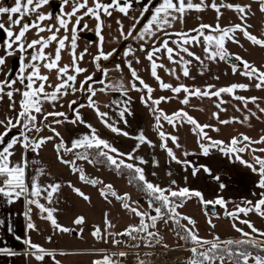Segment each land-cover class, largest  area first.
I'll return each mask as SVG.
<instances>
[{"label": "snow or ice", "instance_id": "6c2138e0", "mask_svg": "<svg viewBox=\"0 0 264 264\" xmlns=\"http://www.w3.org/2000/svg\"><path fill=\"white\" fill-rule=\"evenodd\" d=\"M138 2L139 0H110V2L105 3L102 0H91L90 4L89 0H63V4L70 6L71 10H62L61 15L56 17L57 25H45L43 22L52 20L53 16L51 13L39 11L49 4L50 0H15L14 6H0V36L3 37L0 39V74H3L4 77L0 79V101H3L7 97L9 110L15 112L14 117L0 119V126L4 128V131L0 132V145H4L0 148V196L5 197L6 202L9 204L15 203L23 197L26 204L29 206L34 205L40 214V218L49 222L54 230L61 233L73 231V229L65 227L58 222L55 216L58 209L47 207L45 203L41 202V199H43L47 201V204H52L54 195L59 192L61 185L59 183L43 185L37 179H34L29 188L26 182L27 161L24 154L29 151L36 153L47 142L60 137L58 143L54 146L58 161L68 165L73 174H78V178L82 183L92 186L102 185L99 191L106 201L109 200V197H114L121 201L123 209L139 218L138 224L129 225L122 232H106L100 227H96L91 232V235L97 240H104L107 243L108 238L111 237L113 245H120L122 241L115 239V237L122 236L128 237L133 242L129 247L139 248L141 244L136 243L138 240L145 246L150 247L153 241L159 244L162 240L158 231H152L151 229L157 228L158 221H162L166 225L171 221L175 225L174 231L178 239L190 245L187 249L190 252V256L186 258L184 264H264V239L256 238V236L264 238V231L257 228L251 220L241 218V215L248 217L249 214H255L260 218H264V155H256V153L264 154V147H254V145H264V135H261L258 139H253L241 133L237 136H232L228 141L214 139L206 129L219 132V127L212 124L199 123L184 109H179L171 114L166 113L159 106L162 102H168L173 97L161 96L153 98L152 93L155 89L138 75L137 70L133 68L132 60H126V66L132 78L130 88H124L122 84L110 85L105 83L109 70L102 67L101 61L109 60L116 50L113 49L107 53L103 50L104 22L101 18L102 14L111 17L113 11H117L124 17H129V13L133 10V5ZM258 3L259 11L264 13V0H258ZM209 8L216 13L217 22L215 25L201 23L196 28L191 29L190 32L170 33L168 31L173 28L174 22L179 21L183 23L189 12H203ZM221 9H228L238 13L242 23L222 27L219 23L223 15ZM148 11L149 7L147 5L140 9V17L132 18L134 23L126 34L123 31L122 22L117 20L116 23L119 26L121 36L125 40L133 35L136 24L140 22V18ZM250 11L251 4L225 3L224 0H210V2L208 0H198L195 3L193 0H160L159 6L154 8L151 18L144 25L143 30L137 37V39L145 43L152 41L150 49L145 53V58L150 63V75L158 82L159 89L169 90L173 94H176L177 98L183 92L184 97L179 101L182 105H188L192 97L208 98L210 100L216 98L214 106L218 111L212 113V118L217 120L220 125L245 123L251 117L259 120L260 116H257L256 112L247 108L249 103L255 104L258 111L264 114V107H260L257 103L259 97H245L236 94L237 90L247 91L250 87L249 84L233 83L220 88H216L215 85H206L203 89L200 87H190L182 83L173 86L170 83L164 82L157 71L158 69H164L166 73L174 76L177 81L180 80L181 75L185 78L195 79V77L191 76V66L194 63L198 65V71L203 75L208 70L206 61L228 63L234 59L243 68L240 70L238 65L233 64L232 73L236 74L239 71L240 75L250 81H255L252 86L258 90H264V70L257 68L239 55L231 54L226 47L228 42L239 44L240 41L237 38V33H241L252 45L264 48V38H258L248 30L251 25H248L246 22ZM5 14L7 15L6 22L2 19ZM26 17L34 18L25 21ZM86 17L96 21L94 32L98 40L96 42L97 52L93 55V63L96 70L101 72L105 78L96 81V83L102 85L100 88L91 86L90 82H93L92 74L86 75L83 80L78 81V76L87 72V69L79 66V62L84 59V55L88 52V49L85 48L77 54L78 33L83 30L93 31V29L88 28L87 23L82 24ZM33 30H35L37 38L29 40L28 34ZM62 30L64 34L60 35ZM45 32H48L49 35H41ZM171 35H175L178 39L164 38ZM50 46L53 47V51H46ZM194 47H200L203 56L197 55L192 50ZM65 50L70 55V62L61 65L62 52ZM139 50L145 51L143 44ZM157 54L165 56L171 64L177 65L179 74H177L176 68H167L163 63H158L159 57ZM130 55L134 56L131 48L124 52L125 58ZM17 56L19 59L18 70L15 78L9 79L12 75V70L7 66L8 58H16ZM135 62L140 63L138 58L135 59ZM42 69L46 70L47 73L55 72L58 82L52 85L50 83V76L44 74ZM115 69L121 71V65L117 64ZM214 79H219V77H214ZM136 81L142 87H138ZM77 83H79V87L76 86ZM48 89H51V91ZM109 90L120 91L123 95H127L129 90L144 92V95L140 99L144 106L148 108L150 114L154 116V130L157 131L160 138V147L166 152L167 157L171 161L181 165L185 171L190 168V174L193 178L201 171L211 174V169L206 165L196 166L188 159L179 158L173 151V148L168 146V141L170 140L176 148H181L179 138L162 131L163 124L161 121H165L173 127L185 123L191 125V131L197 137L196 143L203 156L207 157L211 154L212 150H216L231 162L235 163L238 161L241 165L250 169L252 173L259 177L257 187L262 190L259 193V199L255 202L252 200L244 201L243 204H238L234 209L228 210V202L222 196L214 200H205L202 192L199 190L190 189L189 187H162L148 180L145 170L141 166L147 163V161L140 158L139 162L136 163L137 157L135 156V152L142 145L155 147L153 142L141 132L135 137L137 144L134 146L133 151L127 153L121 152L107 140L101 138L97 129L93 125L88 124L79 111L80 108L85 107L91 109L97 119L112 133L128 137L129 133L116 127L113 122H110L109 113L101 111L97 101L94 99L98 92L107 93ZM77 92H86L88 94V102L87 104H80L79 108H73V105H76L77 101H69L68 107L73 111L75 118L68 120V122L73 125H84L89 129V132L72 140L69 146L65 143L56 128L45 123L49 117H52L54 118L52 121L54 124H60L62 121L55 118L64 117L67 120L66 113L59 111L46 112L44 105L47 103L55 107L56 103L64 96H67L69 93L76 94ZM16 94L20 96L18 102L14 99ZM224 94H227L236 101L242 102L243 108L247 109L250 115L244 116L242 120L237 117L221 119L220 112L227 111L222 105L228 103V101L222 98ZM130 99L131 97H129ZM112 103L119 106L122 103L126 105L128 101H112ZM105 107H108V105H105ZM236 111H241V108L236 107ZM126 114H132L127 107L118 112L120 119L125 124H127V120L125 119ZM44 128H48L54 135L46 137H34L32 135L40 133ZM13 129H19V135L13 136L11 140L5 142V137ZM17 147L21 150V158L18 161H14L12 158L16 154ZM68 153L73 155V159H65V155ZM244 153L251 154V161L243 158L242 154ZM183 155L187 157L191 153L184 152ZM77 161H85L90 165L105 164L117 172L128 170L131 175L129 183L135 182L139 186L140 190L147 197L148 209H151L155 214H151L148 210L142 211L139 201L129 203L130 197L126 193L119 195L111 184H104L101 180L89 178L84 170L77 166ZM154 163L158 166V161ZM40 175H46L43 169L40 170ZM152 175L156 174L152 173ZM168 175H171V173L169 172ZM214 179L220 181L219 176H215ZM175 184L176 181L172 180L171 185ZM68 186L85 201L90 200V197L79 188H76L71 183ZM219 187L222 189L225 185L220 183ZM193 198L198 199L199 203L204 207L214 205L223 208L228 218L232 221H238L241 225H245L250 231H245L237 223H232V228L240 234V238L222 240L218 235L213 236L212 239L201 237L199 230L196 228L195 219L179 211L187 201ZM32 211L33 208L28 207L24 213L28 219L26 229L36 231V225L32 222L30 215ZM182 220L186 221V223H182ZM206 222L211 228L214 229L216 227L211 220H207ZM84 223L85 217L83 216H77L73 220V224L77 226ZM104 224L107 228L114 226L108 219L107 213H105ZM79 231L82 233L83 229L81 228ZM16 239L21 240L22 238L17 236ZM47 239L51 241L52 238L48 237ZM23 244L29 250L25 252V255L33 257L37 262H41V264L45 262L46 257L54 258L53 251H49L43 246L33 243L30 236L23 238ZM164 247L167 248L168 245L165 244ZM0 254L13 256L17 253L7 248H0ZM60 254L66 255V253ZM117 255L119 257H127L128 253L126 251H119L118 253L105 254L102 259L93 261V264H120L119 261L112 258ZM136 260L137 264H148V261L141 259L139 255H137ZM55 264H60V262L57 260Z\"/></svg>", "mask_w": 264, "mask_h": 264}, {"label": "rangeland", "instance_id": "374dc122", "mask_svg": "<svg viewBox=\"0 0 264 264\" xmlns=\"http://www.w3.org/2000/svg\"><path fill=\"white\" fill-rule=\"evenodd\" d=\"M221 11L223 12V15L219 20V23L222 27L228 26L230 24L242 23L238 13H235L232 10L228 9H221ZM152 14L153 11L146 12L144 16L140 18L141 25H144L147 19L151 18ZM113 15L114 18H117V20L121 19V15L119 13ZM138 16L140 17V13L138 15H133L131 18H137ZM121 22L123 26H125V22ZM216 22V13L212 9H206L203 12L191 11L187 14V17L183 23L179 21L174 22L173 28L169 29L168 31L170 33L190 32L191 29L196 28L201 23L215 25ZM246 23L248 25H251L248 30L252 34H255L258 38H262V18L259 19L256 17V15L253 16L251 13H249ZM112 24L114 25H111L110 19H108V23H104L103 30L106 27H119L115 22ZM92 26L93 27L91 29H93L94 31L96 27V22ZM138 36L139 34L135 36L132 35L128 38V40H120V38L122 37L117 33L114 34V39L111 42L116 43L115 47L119 46V48H116L118 55L114 54V56L110 57L109 60L101 61L102 66L111 67L113 64H120L121 68H125L129 71L126 66V60H132L133 68L137 70L138 75L147 84L158 88L157 90L159 91L153 93L154 98H159L161 96L173 97L168 102H162L159 106L160 108H162L168 114H171L179 109H184L199 123L212 124L216 127H219V132H214L211 129H206L209 135L212 136L214 139L228 141L232 136H237L241 133L246 134L253 139H258L261 135H264V114L258 111L255 104L249 103L247 108L251 109V111L253 112H256L257 116H260L259 120H257L255 117H251L245 123H232L229 125H220L217 120L212 118V113L218 111L214 106V101L216 100V98H212L210 100L208 98L201 99L192 97L190 98V102L188 105H182L179 101L184 97L183 92H181L179 94V97L177 98L176 94H173L169 90L159 89L158 82L150 75V63L145 58V53L147 50L150 49L152 41H148V43H145L137 39ZM164 38L178 39V37H176L175 35H171L170 37ZM237 38L240 41L239 44H235L232 42H228L226 44V47L229 52L231 54L241 56L244 60L249 61L257 68H261V70H264V48L252 45L243 37L241 33H237ZM123 40L125 41L122 43ZM96 42L97 41H95L94 43H89L84 39L78 40V54L82 52L85 48H87L91 53L85 54L84 59L79 62L82 68L87 69L86 66L88 64L92 66L93 70H95V73L93 75V82H90L91 84L102 79L101 72L96 70L95 65L93 63L92 53L97 52ZM140 42L142 44L144 43L147 45V47L144 48L145 51H138L139 49L135 47L136 44ZM129 48L133 50L134 56L130 55L128 58L124 57V60H121V62H116V60L119 59V54L122 57L121 54H124V51ZM103 50L104 52L112 51L111 48L107 49V45L105 44V42L103 44ZM192 50L195 51L197 55L203 56L200 47H194ZM157 56L159 57L157 61L158 63H163L167 68H176L177 74H179V68L177 65L174 64V66H169L170 62L166 59L165 56H162L161 54H157ZM136 58L139 59L140 63L135 62ZM166 61H168V63H166ZM206 63L208 64V70L205 71L203 75H201L198 71V65L196 63L191 66V76L195 77V79L185 78L181 75L180 80L177 81L174 76H171L166 72L164 74L162 69H158L157 71L158 75L162 78L164 82L170 83L173 86L182 83L190 87H200L203 89L206 85H215L216 88H220L229 86L233 83L249 84L250 87L247 91L237 90L236 94L245 97H259L257 103L260 105V107H264V90H258L254 86H252L255 83L254 80H248L246 77L240 75L239 71L236 74H233L231 70L232 66L226 64L225 62L212 63L206 61ZM238 67L240 70H242L243 68L242 65ZM143 68L144 70L141 71ZM214 77H219V79H214ZM130 80H132L131 77ZM136 83L138 86H140L138 81H136ZM142 95H144V93ZM222 98L225 101H228V103L222 105V107L226 108L227 111L220 112L221 119H230L232 117H237L242 120L244 116L250 115L248 110L243 108L242 102L232 99L227 94H224ZM84 100H87V96ZM62 105L63 104L61 102H58L56 103L55 107H53L52 105L45 103L44 108L46 112L59 111L66 113V115L69 114V112L63 110ZM236 107H240L241 111H236ZM12 112L15 113L14 111ZM62 118L63 117H56L55 119L62 120ZM53 119L54 118L49 117L48 121H46L45 123L50 125ZM161 123L163 124V128L161 129L162 131L177 136L179 138L181 148H176L170 140L168 141V146L173 148V151L179 158L187 159V157L183 155L184 152L197 153L202 155L196 143L197 137L191 131V125L185 123L178 125L177 127H173L171 125H168L165 121H161ZM60 124H56L55 126L51 125V127L56 128V130L59 132L61 130ZM154 124V116L152 115L153 128ZM155 133L160 141L157 131H155ZM32 135L34 137H46L49 135H54V133H52L48 128H44L40 133H34ZM58 141L59 138L57 137L54 140L47 142L38 152L33 153L29 151L24 154L25 159L27 161L26 182L29 185V188L34 179H37L43 185H47L50 183H59L61 185V189L59 190V192L54 195L52 204H47V201L43 199H41V202L45 203L47 207H54L58 209V211L55 213L58 222L65 227L73 229V231H70L68 233H61L54 230L49 222L40 218V214L38 213V210L35 208L34 205H28V207L33 208V211L32 213H30V215L32 222L35 223L37 228L36 231L27 230V233L29 234L31 239H34V241H32L33 243L39 244L49 251H53L54 257H70L71 255L67 254V250H89L91 252H86V256L92 258L91 264H93V261L95 260L102 259L103 255L105 254L118 253L119 251H126L128 253L127 257H119L118 255L112 257L114 260L119 261L120 264H137V255H139L141 259L147 260L148 264L149 260L152 261L151 264H184L186 258L190 256V252L187 250L190 245H185L184 241L178 239L174 231L175 225L171 221L167 225L164 224L162 221H158L157 228L151 229L152 231H158L159 236L162 237V240L159 244H156L155 241H153L152 246L150 247L145 246L139 240L136 241V243L141 244L139 248L129 247V245L133 242L128 237L122 236L115 237V239H119L122 241L120 245H113V243L111 242V237L108 238L107 243L104 242V240H97L96 238H94L91 235V232L96 227H100L106 232H122L129 225L138 224L139 218L134 216V214H132L131 212L123 209L121 206V201L115 199L114 197H109V200L106 201L100 195L99 189L102 187V185L98 184L96 186H92L90 184L82 183L78 178V174H73L68 165L60 163L57 159V153L54 148L55 144L58 143ZM254 147L259 148L264 147V145H254ZM210 155H215L213 157H222L229 165H233L236 172V175H234L235 178H233L232 176L233 173L227 176L224 174V176L220 178V181H217L214 179L215 176L213 174H208L201 171L203 176L208 180L210 185L214 188L216 192H218L220 196L224 198V194H226L225 198H227L229 194L234 192V190H236L237 188H240L242 184H244L243 188L247 187V183H249V187L254 188V192L256 190H258L257 193H260L262 191L257 187L259 177L256 174L252 173L250 169L241 165L238 161L235 163L231 162L227 157L223 156L220 152L216 150H212ZM242 155L245 160L251 161L252 156L250 153H244ZM256 155L264 154L256 153ZM20 158L21 150L19 149V147H17L16 154L12 159L14 161H18L20 160ZM65 159L71 160L73 159V155L71 153H68L65 155ZM172 162L176 164L174 161ZM209 163L211 164V162ZM77 166L82 168L89 178H96L98 180L103 181L104 184H111L113 186V189L119 195H124L126 193L130 197L128 201L129 203L133 201H139V206L142 211L148 210L151 214H155L154 212H152L151 209H148L147 199L143 198V196L129 184L125 175L116 173L110 169H107L97 164L90 165L85 161H77ZM223 168L226 169L225 167ZM41 169L44 170L46 175H40ZM221 170L224 171L222 168ZM249 179L250 182H248ZM69 183L83 191L87 196L90 197V200L85 201L82 197L77 195L73 191V189L68 186ZM220 183H223L225 187L221 189L219 187ZM254 199L255 200H252L253 202H255L258 198ZM225 200L228 202L227 209L232 210L236 205L243 204L244 201L251 199H247L246 197L245 199L240 201L237 199ZM179 211L195 219L196 228L199 230V235L207 239H212L213 236L217 235L222 240L230 238H240V234L235 232L232 228V223H237V225L239 227L244 228L245 231H250L245 225H241L238 223V221H232L230 218H228L225 215V210L223 208L218 206V209H215L214 211L207 210L204 206L199 203L198 199L196 198L187 201L184 207L179 209ZM105 213L108 214V219L111 221L112 225H114L111 228H107L104 224ZM77 216L85 217V223L83 225L77 226L73 224V220ZM241 218L251 220L257 228L264 231V218H260L255 214H249L248 217H243V215H241ZM207 220H211L216 225V227L214 229L211 228L207 224ZM181 222L186 223V221L183 220ZM27 223L28 219L26 218V224ZM81 228L83 229L82 233L79 231ZM48 237L52 238L51 241L47 239ZM256 238L264 239L259 236H256ZM165 244L168 245L167 248L164 247ZM60 253H66V255H61Z\"/></svg>", "mask_w": 264, "mask_h": 264}, {"label": "crops", "instance_id": "0c3cea01", "mask_svg": "<svg viewBox=\"0 0 264 264\" xmlns=\"http://www.w3.org/2000/svg\"><path fill=\"white\" fill-rule=\"evenodd\" d=\"M14 2L15 0H0V6H14ZM102 2L107 3L110 2V0H102ZM193 2L194 3L198 2V0H193ZM208 2H210V0H208ZM224 2L238 3L241 5L251 4V11L249 13H251L253 16L256 15V17L259 19L262 18L263 21L262 38H264V13H261L259 11L258 0H224ZM89 3L91 4V0H89ZM159 3L160 0H139L138 3H135L133 5V10L129 13V17H124L121 13L117 11H113V14L119 13L121 15L120 20L125 22V26H123V31L126 34L132 28V25L134 23V20L131 18L133 15H138L140 13V9L145 5L149 7L148 12H151L154 10L155 7L159 6ZM62 10L70 11L71 8L70 6H65L63 4V0H50V3L44 6L43 8H41L39 11L43 13H51L53 16L52 20L43 22L45 25L48 24L57 25L56 17L61 15ZM33 18L34 17H26L25 21L31 20ZM101 18L104 23L105 22L108 23V19H110L111 25H114L112 23L117 22L116 21L117 18H114V15L108 17L102 14ZM137 18H139V16ZM2 19L6 22L7 15L5 14L2 17ZM148 20L149 18L147 19L146 23L142 21L144 25L148 23ZM95 22L96 21L94 19L86 17L85 20L82 22V24L87 23L88 28L91 29L93 27L92 25ZM144 25H141V22L136 24V29L133 32V36L138 35L143 30ZM116 33L121 36L119 27L117 28L106 27L103 30L104 42L107 45V49L108 48L109 49L111 48L112 50L115 49L116 51L114 54L118 55L116 48H119V46L115 47L116 43L111 42L113 41L114 34ZM63 34L64 33L62 30L60 35ZM41 35L47 36L49 35V33L45 32L42 33ZM78 35H79V39H84L89 43H94L95 41H97V36L95 35L94 31L83 30V31H79ZM2 38L3 37L0 36V39ZM35 38L37 37L35 35V30H33L28 34V39L31 40ZM122 39L124 38L123 37L120 38V40ZM124 41L125 40H123L122 43ZM141 45L142 43L140 42L136 44L135 47L137 49H140ZM143 46L144 48L147 47V45L144 43ZM46 51L49 52L53 51V47L50 46V48L47 49ZM107 52H111V51H106V53ZM87 53H90L89 50ZM77 54H78V49H77ZM92 54L95 55L96 53H92ZM121 55L122 57L119 54V59H117L116 62H121V60H124V54L122 53ZM89 60H90V56H89ZM69 62H70V55L68 51L65 50L64 52H62V60L60 63L61 65H63V64H68ZM166 63H168V61H166ZM116 65L113 64L111 67L102 66L109 70L105 83L110 85L122 84L124 88H130V81H131L130 80L131 76L129 74L130 71H128L125 68H121L122 69L121 71H117L115 69ZM171 65L174 66V64L170 63L169 66ZM7 66L12 70V75L9 77V79L15 78V74L19 67L18 56L16 58H8ZM79 66L81 67L80 64ZM86 67H87V72L82 73L80 76H78V81L83 80L86 75L89 74L94 75L95 70H93L92 66L87 64ZM143 70L144 68L141 71ZM5 71H7V69H5ZM162 71L165 74L164 69H162ZM42 72L50 76V83L52 85H55L58 82L55 72L47 73L46 70L43 69ZM101 77L102 79H105L102 75ZM3 78H4L3 74H0V79ZM76 86L79 87V83H77ZM91 86L96 88L102 87V85L96 82L91 84ZM150 86L153 89H155L153 93L159 91L157 90L158 88H155L152 85ZM138 87H142V86H138ZM48 90L51 91V89ZM143 93H144L143 91L137 92L134 90H129L127 95H123L120 91L109 90L107 93L98 92L97 96L94 97V99L97 101L98 106L100 107V110L109 113L110 122H113L116 127L121 128L123 131L128 132L129 133L128 137L112 133L97 119L95 113L91 109L85 107V108H80L79 111L82 117L84 118V120L88 124L93 125V127L97 129V132L101 138L107 140L113 146L118 148L121 152L127 153L133 151L134 146L137 144V140L135 139V137L139 135L141 132H143V134L153 142L155 147L142 145L139 148V150L135 152V156L137 157L136 163L139 162L140 158H143L144 160L147 161V163L141 166L145 170V175L147 179L153 182L154 184H159L162 187L171 186L173 188L189 187L190 189H195L199 191H201L202 189V194L204 193L203 196L205 200H214L218 197H221L218 194V192L214 190V188L210 185L208 180L203 176L201 172L195 178H193L190 174L191 172L190 168L187 171H185L181 165L174 164L167 157L164 150L160 147L161 142L157 138V135L154 131L152 125V114H150L148 108L145 107L144 104L141 102L140 98ZM153 93L152 96L154 98ZM87 95L88 94L86 92H77L76 94L69 93L67 96H64L59 101L63 104L62 105L63 110L69 112V114H67L68 117L67 120L64 117L62 118L61 120L62 124H60L61 130L59 131L60 136L69 146L72 140L77 139L81 137L83 134L88 133L89 129L84 125H80V124L73 125L68 122V120L75 118L73 111L68 107V102L73 99H76L77 104L74 105L73 108H79L80 104H87L88 101L84 100ZM129 97H131L130 100ZM14 99L18 102L20 100L19 94H16L14 96ZM112 101H121V102L128 101V103L126 105L122 103L118 106L117 104L112 103ZM105 105H108V107H105ZM8 106H9V101L7 97H5L3 101H0V119H5L6 117H14L15 113L10 111ZM124 107L130 109L132 113L131 115L126 114L125 116V119L127 120V124H125L124 121L121 120L118 115V112L121 111ZM50 125L55 126L56 124L51 122ZM3 131H4L3 126H0V132ZM18 135H19V129H13L11 132H9L8 136L5 137V142L11 140L13 136H18ZM58 138L60 139V137ZM3 146L4 145H0V148H2ZM213 156L215 155H209L205 157L197 153H191V155L187 156V159L190 160L193 165L199 166L200 164H203L208 166L211 169V174H213L214 176H219L220 178H222L224 174L227 176L233 173L232 176L233 178H235L234 175H236V172L233 165L231 164L229 165L222 157H218V156L213 157ZM157 161H158V166H156L154 163ZM209 162H211V164ZM223 167H225L226 169H224ZM221 168L224 171H222ZM169 172L171 173V175H168ZM152 173H155L156 175H152ZM185 177H187V179H185ZM172 180L176 181L175 185H171ZM248 182H250V179ZM243 185L244 184H242L240 188H237L236 190H234V192L229 194L227 198H225L226 194H224V199H231V200L237 199L239 201L245 199L246 197L247 199H251V200H255L254 198L259 199V193H257L258 190L255 189L256 191L254 192V188L249 187V183H247V187L245 188H243ZM27 209H28V205L26 204L23 197H21L15 203L9 204L6 202L5 197L0 196V248H7L17 253L16 255L13 256L0 254V264H41V262H37L33 257L25 255V252L29 251L27 249V246L23 244V238L25 236H29L26 229V217L24 215ZM17 236H20L22 239L17 240L16 239ZM31 240L34 241L33 238ZM67 251H68L67 254L71 255L70 257L69 256L54 257V258L48 257L46 258L45 262H43V264H55V261L57 260L60 262V264H91L92 258L86 256L87 255L86 252H88L89 250L74 249ZM76 255H80V256H76Z\"/></svg>", "mask_w": 264, "mask_h": 264}, {"label": "trees", "instance_id": "16d2710c", "mask_svg": "<svg viewBox=\"0 0 264 264\" xmlns=\"http://www.w3.org/2000/svg\"><path fill=\"white\" fill-rule=\"evenodd\" d=\"M97 165H100V166H103L107 169H110L116 173H119V174H123L125 175V177L127 178V181L129 182V180L131 179V175L130 173L128 172V170H122L121 172H117L115 170H113L112 168H110L109 166L105 165V164H97ZM133 188H135L142 196L143 198L147 199V197L145 196V194L140 190L139 186L133 182V183H129ZM185 245H188L185 241H184Z\"/></svg>", "mask_w": 264, "mask_h": 264}, {"label": "water", "instance_id": "95a60500", "mask_svg": "<svg viewBox=\"0 0 264 264\" xmlns=\"http://www.w3.org/2000/svg\"><path fill=\"white\" fill-rule=\"evenodd\" d=\"M226 64H228V65H233V64H236V65H238V66H240L241 64H239V62L238 61H235L234 59H232V60H230L228 63H226ZM217 207L218 206H214V205H212V206H207V207H205L207 210H210V211H214L215 209H217ZM151 260H149V264H151Z\"/></svg>", "mask_w": 264, "mask_h": 264}]
</instances>
